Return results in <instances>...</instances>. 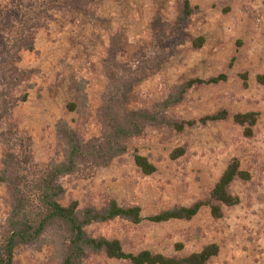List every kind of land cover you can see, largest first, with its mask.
<instances>
[{"label": "rangeland", "instance_id": "obj_1", "mask_svg": "<svg viewBox=\"0 0 264 264\" xmlns=\"http://www.w3.org/2000/svg\"><path fill=\"white\" fill-rule=\"evenodd\" d=\"M178 0H80L77 7L51 8L45 24L33 31L30 50L19 52L17 66L27 78L15 89L17 100L0 120L26 140L34 164L61 160L56 124L64 120L84 140L100 134L99 110L107 88L104 59L114 48L116 61L143 72L128 95L126 109L150 108L190 78L225 74V81L196 85L168 109L173 119H199L226 110L228 118L196 123L181 131L148 127L127 141L128 152L107 166L81 169L61 178L63 205L100 207L110 200L136 205L147 217L208 196L227 164L236 158L247 179H236L229 192L238 202L222 207L219 218L207 207L189 220L138 223L115 218L85 227L92 236L116 238L126 252L143 249L179 256L205 245L219 246L207 264H264V0H189L193 12L187 37L172 31ZM21 0H0L11 9ZM164 30L161 45L152 22ZM152 32V33H151ZM203 38L196 47L192 40ZM1 79V74H0ZM74 104L73 109L69 108ZM254 112L251 135L231 119ZM0 142V164L2 158ZM183 154L172 157L175 149ZM155 167L144 174L133 153ZM10 193L0 182V238L6 231ZM48 232L16 249L13 264H59ZM82 264H128L104 254H89Z\"/></svg>", "mask_w": 264, "mask_h": 264}, {"label": "trees", "instance_id": "obj_2", "mask_svg": "<svg viewBox=\"0 0 264 264\" xmlns=\"http://www.w3.org/2000/svg\"><path fill=\"white\" fill-rule=\"evenodd\" d=\"M80 0H21L11 9L0 8V120L15 104V89L27 78V71L17 66L19 52L30 50L34 44L33 31L42 27L50 14V9L77 7ZM55 6V7H54ZM193 8L189 0L177 1V15L172 26L173 32L187 37L185 29L190 21ZM151 31L159 44H163L164 30L159 21H153ZM151 32V33H152ZM203 43L202 37L192 40L196 47ZM116 51L107 49L104 59L107 88L99 110L100 134L84 140L69 127L64 120L56 124V135L61 147L62 159L52 160L45 165L34 164L25 139L17 137L11 129L0 132L2 158L0 182L10 193V210L6 219V231L0 238V264H13L17 248L35 243L50 232L59 255V264H82L89 254H104L109 258L125 260L128 264H207L217 255L219 246L205 245L201 250L186 255L172 256L147 249L126 252L116 238L92 236L85 227L96 222L115 218L138 223L143 219L151 222L168 220H189L207 207L214 218L222 215L223 206L238 202V197L229 192L230 184L236 179H247L248 174L233 158L212 186L208 196L190 205H176L150 214L141 215L136 205L121 206L115 200L100 207L78 208L73 201L63 205L60 199L64 193L61 178L81 169L107 166L114 158L128 152L127 141L141 135L148 127H169L181 131L186 126L204 124L228 118L226 110L205 115L199 119H173L168 109L179 102L188 89L196 85H214L225 81V74L208 78H190L177 86L176 95L170 94L150 108L126 109L128 95L144 73L132 70L131 64L117 62ZM264 84V74L256 76ZM73 109L74 104L70 103ZM254 112L236 113L231 119L243 127L246 136L251 135V127L256 120ZM183 154V149H175L172 157ZM134 164L144 174L154 172L155 167L148 159L133 153Z\"/></svg>", "mask_w": 264, "mask_h": 264}]
</instances>
